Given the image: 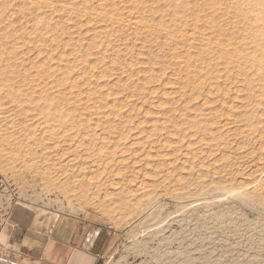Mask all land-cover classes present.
Here are the masks:
<instances>
[{
    "label": "rangeland",
    "instance_id": "obj_1",
    "mask_svg": "<svg viewBox=\"0 0 264 264\" xmlns=\"http://www.w3.org/2000/svg\"><path fill=\"white\" fill-rule=\"evenodd\" d=\"M61 216L98 264H264V0H0V263Z\"/></svg>",
    "mask_w": 264,
    "mask_h": 264
},
{
    "label": "crops",
    "instance_id": "obj_2",
    "mask_svg": "<svg viewBox=\"0 0 264 264\" xmlns=\"http://www.w3.org/2000/svg\"><path fill=\"white\" fill-rule=\"evenodd\" d=\"M101 231L73 217H33L14 230L10 240L40 263L98 264L106 244Z\"/></svg>",
    "mask_w": 264,
    "mask_h": 264
}]
</instances>
